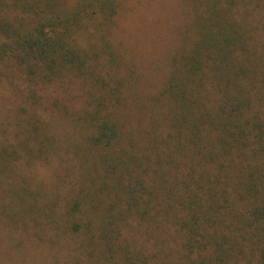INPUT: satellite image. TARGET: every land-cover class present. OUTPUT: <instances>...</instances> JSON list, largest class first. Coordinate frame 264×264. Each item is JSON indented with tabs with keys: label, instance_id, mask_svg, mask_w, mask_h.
Segmentation results:
<instances>
[{
	"label": "trees",
	"instance_id": "1",
	"mask_svg": "<svg viewBox=\"0 0 264 264\" xmlns=\"http://www.w3.org/2000/svg\"><path fill=\"white\" fill-rule=\"evenodd\" d=\"M140 1L0 0V82L23 79L31 108L38 86L83 83L87 128L84 182L59 210L8 180L54 143L22 108L0 142V195L105 264H264V0H191L193 37L141 106L145 132L129 124L135 70L118 40Z\"/></svg>",
	"mask_w": 264,
	"mask_h": 264
},
{
	"label": "rangeland",
	"instance_id": "2",
	"mask_svg": "<svg viewBox=\"0 0 264 264\" xmlns=\"http://www.w3.org/2000/svg\"><path fill=\"white\" fill-rule=\"evenodd\" d=\"M192 19L191 0H141L121 19L125 33L118 40L128 49V68L135 70L131 110L136 117L129 124L138 132L148 128L147 110L141 106L149 103L166 81L173 54L193 37ZM15 79L16 84L0 82V142L13 139L12 128L17 129L18 120L26 117L22 108L27 106V113L34 110L45 120L54 143L46 159L16 168L8 180L29 186L41 202L60 210L71 188L83 183L86 175V156L81 160L76 152L84 143L87 128L74 118L85 106L84 85L38 86L40 101L31 108L26 102L30 86H25L23 79ZM18 209L7 193L0 195V264H105L75 248L68 236L56 239L48 226H40L37 215L23 216ZM135 233L130 238L135 236L142 244L139 246L148 253L157 251L153 238Z\"/></svg>",
	"mask_w": 264,
	"mask_h": 264
}]
</instances>
